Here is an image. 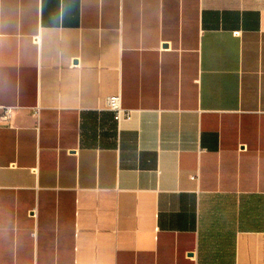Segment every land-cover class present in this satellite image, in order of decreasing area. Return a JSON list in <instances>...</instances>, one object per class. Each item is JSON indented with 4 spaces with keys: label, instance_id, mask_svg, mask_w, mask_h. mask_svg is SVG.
Instances as JSON below:
<instances>
[{
    "label": "crops",
    "instance_id": "1",
    "mask_svg": "<svg viewBox=\"0 0 264 264\" xmlns=\"http://www.w3.org/2000/svg\"><path fill=\"white\" fill-rule=\"evenodd\" d=\"M0 106V264H264V0H0Z\"/></svg>",
    "mask_w": 264,
    "mask_h": 264
},
{
    "label": "built area",
    "instance_id": "2",
    "mask_svg": "<svg viewBox=\"0 0 264 264\" xmlns=\"http://www.w3.org/2000/svg\"><path fill=\"white\" fill-rule=\"evenodd\" d=\"M108 109L114 113L118 122L132 117V111L123 106L120 94L108 98ZM13 110V107L0 106V130L2 129V122L9 123L11 121Z\"/></svg>",
    "mask_w": 264,
    "mask_h": 264
}]
</instances>
